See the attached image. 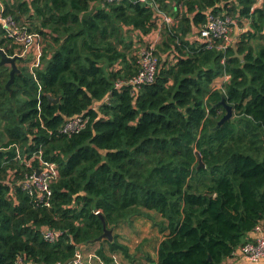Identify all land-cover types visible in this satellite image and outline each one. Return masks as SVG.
<instances>
[{
    "label": "trees",
    "instance_id": "obj_1",
    "mask_svg": "<svg viewBox=\"0 0 264 264\" xmlns=\"http://www.w3.org/2000/svg\"><path fill=\"white\" fill-rule=\"evenodd\" d=\"M3 2L43 46L39 66L17 60L10 89V66L0 65V264H63L77 252L129 260L117 234L96 240L100 215L113 230L160 218L163 237L146 264H220L251 240L264 220V0ZM158 10L178 23L161 26L154 79L132 93L115 87L138 73ZM209 13L241 27L236 53L197 43ZM0 47L19 49L2 31ZM223 97L234 116L216 128ZM76 116L84 126L62 132ZM38 152L58 168L50 206L20 188L39 164L24 159ZM44 229L61 234L48 242Z\"/></svg>",
    "mask_w": 264,
    "mask_h": 264
},
{
    "label": "built area",
    "instance_id": "obj_2",
    "mask_svg": "<svg viewBox=\"0 0 264 264\" xmlns=\"http://www.w3.org/2000/svg\"><path fill=\"white\" fill-rule=\"evenodd\" d=\"M140 1L145 2L146 0ZM260 1L261 0H257V2ZM149 5L157 9L155 2L152 1ZM156 20L159 24V28L155 33H149L147 35L148 38H145L144 45L139 48L136 53V62L139 66L138 73L128 79L117 80L115 82V87L120 88L123 85H131L132 93L135 88L149 83L154 79L158 66V58L155 54V50L157 44L161 40V26L165 24L170 26L177 25L178 23L177 19H173L161 11H159V16L156 17ZM240 28L236 20L227 15L220 16L209 13L205 23L198 29L196 37L197 43L206 49H214L225 54L226 50L232 47L233 43L235 44ZM0 31L3 32L6 38L19 46V49H17L13 55H17L21 59H27L26 62H28L30 68L39 66L43 46L40 35L30 31L27 25L16 21L13 16L7 14L3 0H0ZM221 61H225L224 55ZM228 77L229 75L225 74L222 79L226 80ZM215 85H213L214 88H219L221 86L220 84L219 86ZM85 122L86 119L84 120L80 116L70 118L64 121L61 126V131L68 134L78 132L84 126ZM35 157L38 158V167L30 176H27L26 179L20 183V188L32 197L35 205L50 206L52 195L50 184L58 177V168L55 162L42 158L40 152L33 153V155L28 158L26 157V159H24L26 165H29ZM16 158L22 159L24 157H21L18 153ZM38 169L40 171L36 174ZM95 213H99V211L95 210ZM254 229L258 230L259 226L257 225ZM60 234L61 232L53 229L42 230V237L48 242H53ZM239 250L244 258L258 261L260 258L264 257V234L256 235L253 241L250 240L239 246ZM75 255H77V258L74 262L82 264L80 253L77 252ZM15 264L28 263H25L21 257H18Z\"/></svg>",
    "mask_w": 264,
    "mask_h": 264
},
{
    "label": "rangeland",
    "instance_id": "obj_3",
    "mask_svg": "<svg viewBox=\"0 0 264 264\" xmlns=\"http://www.w3.org/2000/svg\"><path fill=\"white\" fill-rule=\"evenodd\" d=\"M138 40V38H136ZM258 40H254L253 45L257 44ZM137 44V43H136ZM223 82V79H218L215 86H219ZM160 218L156 217L157 224H154V221L151 220V226L145 227L146 225L140 224L141 221L137 220L133 222L130 226L126 225L119 230H113V234H117V240L120 244L128 248V252L131 255L129 260H125L124 264H146L144 252L146 250H153L154 243L157 242L162 235L160 233H155V229H159L160 225L158 224ZM153 246V248H152ZM149 248V249H148ZM154 251V250H153ZM70 264H73L72 262Z\"/></svg>",
    "mask_w": 264,
    "mask_h": 264
},
{
    "label": "crops",
    "instance_id": "obj_4",
    "mask_svg": "<svg viewBox=\"0 0 264 264\" xmlns=\"http://www.w3.org/2000/svg\"><path fill=\"white\" fill-rule=\"evenodd\" d=\"M257 5H259V3ZM246 29H247V25H246V27L243 28V31ZM7 66H9V65H7ZM137 220L141 221L140 224L143 223V225H146L145 227H147V228H148V226L152 227V225H151L152 223L150 224L151 220H149V219L140 218V219H136L135 221H137ZM126 225L130 226L129 224H126ZM124 226H125V224H121L117 228H115L114 230H116V231L119 230L118 232L120 233V229ZM258 226H259L258 230L254 229L247 236L248 238H251L252 241L254 240L256 235L264 234V220H262L258 224ZM112 231H113V229H112ZM152 232L160 233L163 237V233H161L159 231V229H157V230L155 229V231H152ZM113 233H114V231H113ZM162 237H160V239H158L157 242L154 243V249H153L154 251L153 250H146L144 252L145 257H146V254L148 253L151 255L152 260L156 259V248H157L159 241L162 239ZM152 248H153V246H152ZM80 255H81L82 264H104L93 252H85L83 254L81 253ZM113 260L116 264H124V262H125V261H122L120 259V256L117 254L113 255ZM72 263L78 264L75 262H72ZM149 264H153V263H149ZM220 264H264V257L260 258L258 261L249 260V259L244 258L242 256V253L238 247L230 256L226 257Z\"/></svg>",
    "mask_w": 264,
    "mask_h": 264
},
{
    "label": "water",
    "instance_id": "obj_5",
    "mask_svg": "<svg viewBox=\"0 0 264 264\" xmlns=\"http://www.w3.org/2000/svg\"><path fill=\"white\" fill-rule=\"evenodd\" d=\"M235 44L233 43L232 48L234 49L235 53H236V49H235ZM239 57L242 58V54H239ZM20 59L19 56L17 55H13V56H9L5 53V51L0 47V65H9L10 66V70H9V79L7 80V82L5 83V87L7 89H10V85L12 84V82L14 81V76L16 72H19L18 66H17V60ZM47 98L49 101H53V102H57L58 99L57 98H52L50 95H47ZM220 103L222 104L223 108H224V114L221 116V118L217 121L216 123V128L221 126L224 122H226L227 120L231 119L234 116V112H233V108L232 105L228 104L225 102L224 97L221 99ZM197 156H198V166L197 167H204V163L201 159V156L199 154V152H196ZM40 170L38 169L36 171V174H38ZM101 220L103 222V232L102 234L96 238L97 241L103 239V238H107L109 240H112L113 234H112V229L107 228L105 221H104V217L102 215H100ZM77 258V255H74L72 258H69L66 262H64L63 264H70L71 262H74Z\"/></svg>",
    "mask_w": 264,
    "mask_h": 264
}]
</instances>
